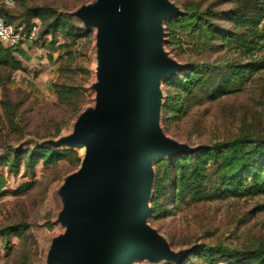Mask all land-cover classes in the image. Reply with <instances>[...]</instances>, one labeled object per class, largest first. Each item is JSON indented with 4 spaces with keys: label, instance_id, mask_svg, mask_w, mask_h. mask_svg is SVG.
Listing matches in <instances>:
<instances>
[{
    "label": "rangeland",
    "instance_id": "obj_1",
    "mask_svg": "<svg viewBox=\"0 0 264 264\" xmlns=\"http://www.w3.org/2000/svg\"><path fill=\"white\" fill-rule=\"evenodd\" d=\"M94 1L0 0V15L7 21L42 23L39 38L23 41L14 52L22 68L11 71L0 66V186L4 192L0 193V264H47L53 239L66 230L59 221L65 206L60 189L66 177L79 169L85 148L54 147L48 141L73 133L80 114L96 104V29L87 30L73 15ZM171 1L183 14L165 22V48L185 67L162 83L165 133L197 152L238 137L264 138V0ZM35 7L53 14L48 13L43 22L40 15L29 13ZM208 10L218 15H197ZM237 12L243 16L240 22L233 19ZM58 18L66 21L49 28ZM212 23L218 27L211 32ZM47 29L51 30L43 33ZM69 30L81 35H69ZM231 65L239 68L237 74ZM195 70L202 71V82L189 91L170 83L194 75ZM18 149L26 151L16 170L3 159L13 160ZM36 149L64 156L47 162L49 156L44 155L29 168L24 162ZM220 154L200 164L203 176H193L194 185L182 197L176 195L172 178L156 194L159 173L163 176L169 168L175 174L166 161L182 154L155 163L151 201L155 213L151 218L150 212L149 223L176 251L193 252L178 263L142 260L134 264H228L234 258L222 256L220 249L245 252L264 247V192L241 191L242 184L238 193L227 191L232 184H224L225 158ZM187 162L196 165L195 160ZM251 185L253 181L246 187Z\"/></svg>",
    "mask_w": 264,
    "mask_h": 264
},
{
    "label": "water",
    "instance_id": "obj_2",
    "mask_svg": "<svg viewBox=\"0 0 264 264\" xmlns=\"http://www.w3.org/2000/svg\"><path fill=\"white\" fill-rule=\"evenodd\" d=\"M182 14L171 0H96L73 13L96 29L97 96L73 133L48 141L85 154L60 189L66 230L53 239L47 264L178 263L193 252L176 251L149 223L155 163L197 151L161 125L163 80L185 67L165 48L164 24Z\"/></svg>",
    "mask_w": 264,
    "mask_h": 264
},
{
    "label": "trees",
    "instance_id": "obj_3",
    "mask_svg": "<svg viewBox=\"0 0 264 264\" xmlns=\"http://www.w3.org/2000/svg\"><path fill=\"white\" fill-rule=\"evenodd\" d=\"M29 11V13H33L32 15H35V17L40 15L39 17H41V20L43 22L48 17V13L51 12L41 11V9L37 7L30 8ZM51 14H53V12H51ZM203 14L205 15V17L218 15L216 13H212L210 10H208V12L206 13H197L198 16H202ZM187 16H191V14L189 13L186 15V17ZM242 18L243 16H240V12H237L233 19L236 22H240ZM62 21L65 22L66 20L63 18L55 19L53 22L49 23L48 27L51 29L57 28V25H59ZM209 21L212 22L211 20ZM33 22L34 21H31L29 19L20 24H24L26 27H30ZM211 25L213 26L212 28H210L211 32L214 31L215 27H218L217 24L212 23ZM51 29H47L43 33H47ZM40 34L41 29L38 34V38ZM68 34L74 37L81 35L78 33H74L71 30L68 31ZM17 50L18 48L7 47L0 41V66L11 71L20 70L22 68V64L20 60H18L16 56H14V52ZM229 68L233 69V73L236 74L239 71V68L236 65H231ZM201 74H203L201 70H195L194 75L188 76L186 79L177 77L172 79L170 83L179 85L183 90L189 91L191 86L201 84L202 80L199 78ZM205 85L208 86V84H204V86ZM176 105L177 103H174V110H176ZM247 147L252 148L248 149ZM25 151L26 150L24 149L15 150V158L13 160H11L9 156H5L3 160L8 164L12 162V167H15V169L17 170L23 164V155ZM220 153L224 154L225 158V164L223 166V169L225 170L224 184H232V187L226 188L227 191H235V193H238L240 191V188L237 189V186L242 184L243 188L241 189V191L245 190L252 193L264 192V138L255 140L249 137H238L231 141H224L214 144V146H207L205 147V149L199 152L196 151L190 154H182L177 158L166 161L170 163V169L171 167L174 168L173 171H175V174L173 177V174L170 173L169 168L166 170L163 176H161L159 173L156 186V194L159 192L162 184H164V182L166 183L172 178L173 180L171 184L176 183L177 186L176 195L178 197L186 195L187 193H189V189L194 185V182L190 181L191 179H193V176L196 179H200L201 176H203V171L201 172V170L203 169L202 166L206 164L208 160L218 158V156L221 155ZM44 155L49 156L47 162H52L55 159L64 156V154H62L61 152H52L51 150L46 149H36L32 154L28 156L27 160L24 163L29 168L33 167L42 159V157H44ZM187 160H195V167L194 165H191L189 162H187ZM250 181H253V185L246 187L247 185H249ZM0 193H4L1 186ZM14 193L19 192L15 191ZM155 202L156 196L153 199L154 205ZM154 213L155 210L153 208L151 212V218ZM14 229H9V231H15ZM206 249L212 250L210 248ZM220 253L224 257L234 258V260H231L230 262H228V264H264V247L248 250L245 252L229 249L224 251L223 249H220Z\"/></svg>",
    "mask_w": 264,
    "mask_h": 264
},
{
    "label": "built area",
    "instance_id": "obj_4",
    "mask_svg": "<svg viewBox=\"0 0 264 264\" xmlns=\"http://www.w3.org/2000/svg\"><path fill=\"white\" fill-rule=\"evenodd\" d=\"M41 29V23L34 21L30 27L14 24L0 15V41L7 47L18 48L23 41L35 40Z\"/></svg>",
    "mask_w": 264,
    "mask_h": 264
}]
</instances>
